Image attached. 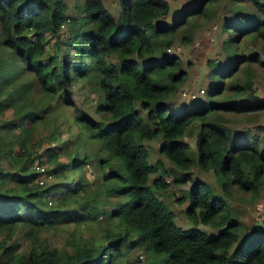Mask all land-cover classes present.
I'll use <instances>...</instances> for the list:
<instances>
[{"label": "trees", "instance_id": "obj_1", "mask_svg": "<svg viewBox=\"0 0 264 264\" xmlns=\"http://www.w3.org/2000/svg\"><path fill=\"white\" fill-rule=\"evenodd\" d=\"M214 1L184 4L168 18L167 0H117L116 16L104 0H84L85 13L80 19L64 14L67 6L62 0H0V115L4 121L0 128L29 131L34 145L39 138L32 132L39 120L60 136L77 126L73 139L68 136L57 144L58 154L64 146L65 162H56L47 171L27 164L35 159L41 165L57 157L51 147L36 151L32 145L28 150L22 146L27 142L21 140V146L9 152L0 144V158L10 160L7 165L0 161V233H5L0 237V264H132L126 255L134 248L154 253V262L165 254V264H264V228L247 230L225 198L212 196L203 182L194 180L187 217L220 229L216 234L183 229L154 194L153 189L168 185L163 173L150 179L162 164L149 159L150 139H160L158 152L176 167L189 169L190 144L183 136L197 120V163L204 171L222 174L224 192L229 194L235 186L254 197L264 185V134L257 137L246 131L233 138L213 122L222 121L223 112L264 110V100L249 94L255 75L250 64L264 67L260 53L233 52L224 70L207 61L213 76L211 94L226 96L219 102L196 98L190 107L170 102L185 73L179 57L165 54L166 49L176 34L187 31L199 17L209 18L212 11L206 4ZM233 1V10L221 24L228 33L223 45L235 43L242 35L264 40V0ZM245 3L251 9L243 10ZM65 22L70 27L64 41L60 29ZM82 23L87 25L84 30ZM180 39L189 40L183 34ZM75 41L80 46H74ZM85 41L89 43L88 61L83 59ZM72 45L76 62L69 52ZM7 51L14 62L4 58ZM22 73L27 78L16 79ZM232 75L225 90L223 80ZM78 80L95 86L98 118L67 95ZM34 89L42 95L41 104L32 101ZM239 94L244 97L235 100ZM36 108L42 115L36 116ZM62 109L61 120H55ZM113 156L122 158L126 174L119 172L118 162L111 163ZM92 157L102 178L86 191L82 186L87 181L75 175H83L82 168ZM42 172L50 174L47 179L51 180L38 183ZM67 173L74 177L67 178ZM55 176L63 179L56 182ZM189 178L187 172L178 181ZM52 181L56 183L48 185ZM61 190L62 196L57 197ZM71 204L75 208H68ZM102 215L108 222L99 234L92 235L96 239L72 237L74 224L98 221ZM60 224L73 226L66 240L69 244L61 249L47 246L42 231H54ZM20 238L26 242L25 249H19Z\"/></svg>", "mask_w": 264, "mask_h": 264}, {"label": "rangeland", "instance_id": "obj_2", "mask_svg": "<svg viewBox=\"0 0 264 264\" xmlns=\"http://www.w3.org/2000/svg\"><path fill=\"white\" fill-rule=\"evenodd\" d=\"M65 2L67 9L64 11V14L67 17L72 18H82V14L85 13L84 10V0H62ZM170 5V10L172 14L176 11H179L184 4L193 3L196 0H167ZM105 7L111 12L112 15L116 16L118 14V4L117 0H104ZM210 7L212 13L209 18L206 17H199L198 21L194 24L192 23L190 28L183 33L180 32L176 34L175 38L172 41V45L170 47L171 52L175 53L182 65V69L185 73V79L182 83H180L176 89V92L173 96L170 97V102L174 103V105H182L181 107H190L191 105L196 103L197 99L191 100L187 99L190 92L197 93V98L203 99L205 102H219L222 95L223 97L225 94H217L212 95L211 89L213 86L211 82L213 81V76L209 73V64L207 61H211L215 66H221L224 70V67L228 65V62L231 58V54L241 53L244 52L246 55L252 54L250 52H257L258 55L260 53V58L264 60V40L260 38H255L254 41L250 40L249 36L242 35L239 39L235 41V43H228L227 41L223 45V41L227 38V32L224 31L221 27L223 22V18L229 14L234 8V1L233 0H216L211 4H206ZM241 8L243 10L251 9L250 4L245 3L241 4ZM169 13L168 18L172 15ZM87 25L82 23L81 28H84ZM70 24L69 22H65L61 25L60 34L62 39L65 41V37L69 31ZM183 34L184 36L188 37L189 40L183 41L180 39V35ZM243 38V39H242ZM253 42V43H251ZM79 45L77 41L74 42V46ZM73 45L70 46L69 52L71 58L75 61L76 54H75V47ZM83 46V45H81ZM83 59L88 61L89 58V43L84 42L83 46ZM248 53V54H247ZM12 56V54L9 52ZM8 54L4 55L6 61H13ZM170 55L171 53H165ZM76 62V61H75ZM252 69L255 72L253 78V86L251 89V93L254 94L259 100H264V67L260 66L256 62H252L250 64ZM242 67V66H240ZM22 73L21 76H18L16 79H25L27 76ZM235 75V74H234ZM225 77L223 80L224 87H228L230 81L233 79V76ZM237 75H243L242 72L237 71ZM12 77H10L11 79ZM219 82L221 81L219 77ZM98 79V75H97ZM10 81V80H8ZM241 83V82H240ZM8 89L7 86L5 88ZM203 89V93H198V90ZM226 88L225 90H227ZM31 90V89H30ZM34 94L32 98L33 102H38L41 98V94L38 90L34 89ZM250 91V90H249ZM61 92L66 93V90L61 89ZM68 96L72 98V100L80 104L91 116L98 118L100 116L98 113L95 112V105H96V92L95 86L92 83L85 82L82 83L80 80L75 81L72 84V92L70 94L67 93ZM244 94H239L234 97L235 100H240L243 98ZM226 97V96H225ZM224 100V98H223ZM227 100V98H226ZM54 102V101H52ZM39 104L41 102L39 101ZM62 107H60L61 109ZM69 111L71 108H68ZM38 112H36V116L42 115L40 114V108H36ZM63 110V109H62ZM60 110L55 118V120H61V112H65L64 110ZM72 111V110H71ZM211 114V113H209ZM2 115H0V123L4 122L1 120ZM209 118V117H208ZM222 121L216 120L213 121L215 124H219L222 126L228 135L231 137H235L236 134H243L244 132H248L250 135H254L257 137H261L264 134V110L260 112H246V113H232V112H223ZM209 120H211L209 118ZM40 121V122H39ZM36 122L34 130L32 132L35 137L39 138L34 145L30 144L32 141L30 139L31 133L28 131L27 133L22 131H17L15 128L4 129L0 128V144L3 146V151H11V149H17L18 146H21V140L26 141L27 143L22 145L26 147L28 150L34 148L36 151H42L48 147H51L53 152L58 155L55 156L54 159L49 161H44L41 165L37 164V161L34 159L33 161L29 162L27 165L31 169L35 168V170L39 171L41 169H51L55 165L56 162H65V157L63 155V147L61 149V154L57 153L59 149L58 143H64V141L69 138L73 139L74 133L77 131V126H71L70 133L65 135H58L55 131L47 129L45 125L47 124L46 121L39 120ZM219 121V122H217ZM26 127H29L27 125ZM188 132L183 136V138L190 144V149L188 151L189 157L192 160V164L189 169H180L176 167L171 161L166 159L162 156L158 150V142L160 139L154 138L150 139L151 141L148 142L149 151H150V161H160L161 167L159 171L150 175V179L159 175L160 172L163 173L164 178L168 181V185L161 189H153L155 196L162 200L167 208L171 210L174 214V221L177 225H179L183 229H191L195 228L198 230L205 231L208 234H216L220 228L212 227L208 224H204L201 222H193L189 217L186 215V209L189 206V192L191 190L192 182L194 180H200L203 186L210 190L212 196H217L220 198H225L228 202L227 204L233 208L237 212V216L242 221L245 228L247 230L257 227L258 218H261V226L264 227V185L262 186L261 190L259 191L258 195L252 196L248 191H242L238 188L231 187L230 193L224 192L221 189V180L223 178L222 174L219 172H212V171H204L202 170L198 163H197V152L195 148V140H196V130L199 128V122L193 121L192 124L189 126ZM65 129V128H63ZM12 130V132H11ZM51 131V132H50ZM53 133V134H52ZM52 134V135H51ZM66 136V137H64ZM69 136V137H68ZM258 140H261V138ZM73 141H66L65 143H72ZM78 144V143H77ZM76 144V145H77ZM33 147L31 148V146ZM96 146V145H94ZM78 147V146H76ZM79 148V147H78ZM77 148V149H78ZM17 152L22 153V149L17 150ZM105 154V153H104ZM24 155L18 156L23 157ZM12 160H14L12 158ZM0 161L7 165L10 160L7 157H1ZM118 162L119 164V172L125 173L126 170L124 168L123 160L120 157L113 156L111 163L114 164ZM17 164V162H14ZM96 164V161L93 159L90 160L88 164H85L82 168L83 175H75L77 180L81 179L87 181L86 186L82 189H86L89 191V187L95 186L96 182H99L102 178L101 174L99 173V168ZM187 172H190V177L187 179V182H180L178 180L186 177ZM59 176V174H56ZM55 176L54 181L58 182L63 178ZM67 178L74 177V174L67 173ZM47 179L46 181H49ZM73 179L72 181H75ZM50 182L48 185L54 184L56 182ZM63 194V190L57 192V197H61ZM56 197V198H57ZM122 197L118 196V200ZM178 198V199H177ZM74 204H71L68 208H75ZM112 207V205H110ZM109 209V208H108ZM108 222L107 217L100 216L98 221H88L84 224H74L76 225L73 236L76 240H85V239H96L92 237L93 234L100 233L101 230L104 229L106 223ZM116 223V220L113 221ZM73 226L68 224H60L58 228L54 231H42V237H46L44 240L47 246H56L58 248H63L65 245L69 244L66 242L68 239V233L73 229ZM245 230V231H247ZM17 236L20 237V231L17 229ZM5 233L1 232L0 237L3 236ZM18 244L21 245L19 249L26 248V242L24 239L20 238L18 240ZM70 246L68 245V248ZM161 259L159 262H154L155 255L152 252L144 251L141 248H134L131 250L127 255L126 259L129 263L132 264H165L167 262V258L165 254L161 253ZM116 264H123L121 261L116 262Z\"/></svg>", "mask_w": 264, "mask_h": 264}, {"label": "built area", "instance_id": "obj_3", "mask_svg": "<svg viewBox=\"0 0 264 264\" xmlns=\"http://www.w3.org/2000/svg\"><path fill=\"white\" fill-rule=\"evenodd\" d=\"M166 53L175 54V53L171 52L170 47L166 49ZM203 92H204L203 89L198 90V93H203ZM196 98H197V93H195V92H190L188 97H187V99H191V100L196 99ZM41 170H43V169H41ZM49 177H50V174H47L46 172H42L37 177L38 183H42L43 181H45ZM258 220H260V218H258Z\"/></svg>", "mask_w": 264, "mask_h": 264}, {"label": "crops", "instance_id": "obj_4", "mask_svg": "<svg viewBox=\"0 0 264 264\" xmlns=\"http://www.w3.org/2000/svg\"><path fill=\"white\" fill-rule=\"evenodd\" d=\"M170 13L172 14L171 10H170ZM176 106H177V105H176ZM178 106H179V105H178ZM183 139H184V138H183ZM184 140H185V139H184ZM261 188H262V187H261ZM260 190H261V189H260ZM261 221H262V219H261ZM261 221H258V224H259V225H258L257 227H260V228H261V225H262V224H261ZM263 225H264V223H263Z\"/></svg>", "mask_w": 264, "mask_h": 264}, {"label": "clouds", "instance_id": "obj_5", "mask_svg": "<svg viewBox=\"0 0 264 264\" xmlns=\"http://www.w3.org/2000/svg\"><path fill=\"white\" fill-rule=\"evenodd\" d=\"M258 221H261V218H260V220H258ZM262 227V226H261ZM264 228V227H263Z\"/></svg>", "mask_w": 264, "mask_h": 264}]
</instances>
